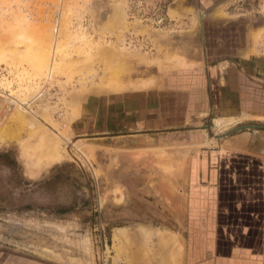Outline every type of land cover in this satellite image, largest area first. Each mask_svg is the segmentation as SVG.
I'll return each instance as SVG.
<instances>
[{"label":"rangeland","instance_id":"1","mask_svg":"<svg viewBox=\"0 0 264 264\" xmlns=\"http://www.w3.org/2000/svg\"><path fill=\"white\" fill-rule=\"evenodd\" d=\"M213 11L259 23L264 0H0V264H264V112L133 164L127 197L100 181L90 134L93 95L177 63ZM180 157L173 216L135 181Z\"/></svg>","mask_w":264,"mask_h":264},{"label":"crops","instance_id":"2","mask_svg":"<svg viewBox=\"0 0 264 264\" xmlns=\"http://www.w3.org/2000/svg\"><path fill=\"white\" fill-rule=\"evenodd\" d=\"M199 33L194 48L152 79L93 95L90 134L103 172L100 181L111 191L127 197L124 185L134 182L129 178L133 164L158 169L163 163L159 151L181 153L203 144L212 123L264 112V21L252 24L213 11L202 20ZM86 111L84 106L75 119L81 122ZM190 163L181 157L164 162L171 174L157 172L148 179L136 172L135 183L144 193L153 191L162 210L179 216L185 199L176 186L189 183ZM166 186L174 194L170 204L162 202Z\"/></svg>","mask_w":264,"mask_h":264}]
</instances>
